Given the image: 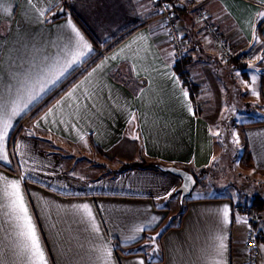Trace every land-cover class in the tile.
Instances as JSON below:
<instances>
[{"label": "crops", "instance_id": "obj_1", "mask_svg": "<svg viewBox=\"0 0 264 264\" xmlns=\"http://www.w3.org/2000/svg\"><path fill=\"white\" fill-rule=\"evenodd\" d=\"M177 1L185 3L176 24L185 36L182 56L189 59V80L197 86V108L173 67L180 57L158 16L159 0H0V115H10L16 104L23 106L28 90L49 69L64 66L78 50L85 52L11 118L3 145L7 161L0 160V177L20 181L47 264H244V240L251 219L260 215L251 217L238 207L244 200L236 190L237 202L228 195L187 198L179 221L166 226L171 209L187 195L179 197L180 179L158 164L195 174L215 160L227 163L225 147L217 151L211 145L200 120H216L223 103L220 125L226 128L229 111L250 109L252 103L242 98V80L232 78L229 87V72L233 77L236 70L244 79V62L256 53L264 55V24L259 23L264 0H198L204 19L194 1ZM206 21L227 41L231 62L221 57L205 30ZM69 22L90 51L78 48ZM128 27L119 42L103 46L124 36L120 33ZM91 56L99 59L38 114L33 116L41 105L27 115ZM233 64L245 65L233 69ZM258 96L264 113L262 75ZM231 100L237 101L235 107H229ZM240 130L239 144H246L250 166L264 170V122H243ZM86 141L109 163L107 173L84 177L71 171L72 163L66 165L63 151ZM127 163L140 166L115 174ZM4 203L0 200V264H25L18 253V229ZM84 205L91 216L82 211ZM256 223L255 230L264 229V221ZM218 238L224 244L221 255ZM113 239L138 252L115 249ZM146 247H156L158 255L149 258ZM260 250L264 264V248Z\"/></svg>", "mask_w": 264, "mask_h": 264}, {"label": "rangeland", "instance_id": "obj_2", "mask_svg": "<svg viewBox=\"0 0 264 264\" xmlns=\"http://www.w3.org/2000/svg\"><path fill=\"white\" fill-rule=\"evenodd\" d=\"M264 58L263 53H256V56L253 59L247 60V69L246 74L247 77H242L239 75V73L236 70H233L234 74L232 77L231 72H229V87H231V79L236 78V80H242L240 82V86L243 90L242 92V98L243 100L247 99L250 104V109L247 108L245 111H238L236 114L231 113L229 111V118L227 120V126H229V130L231 131V143L235 148H232L234 151V155H237L235 157V161L232 164L233 168L229 166L228 163L224 162H216V170H209L203 171L204 168H206L208 165H203L204 167L197 169L195 172L198 176V173L200 174L198 176V180L196 184L194 185L192 191L182 200H179V205L176 204L171 209L170 218L167 220L166 226L168 224H175L179 221L180 213L183 210L187 198L189 197H204V196H221V195H228L233 199L234 202H237L236 198V185L234 184V178L238 179L239 175L238 173L244 174L245 176H249L255 180H257L260 183L264 184V170L259 169L256 166H250V167H243L240 164V158L239 155L241 153V150L243 149V146L239 144V141L242 139V133L240 130V127L242 126L243 122H249L257 119L264 118V113L262 111V106H258V102L261 100L258 99V92H260V84H261V75L264 73ZM248 84V87L246 88V85ZM210 86V84H209ZM212 89V88H211ZM222 91H224L223 88H221ZM251 92H255V96L252 98L250 96ZM249 94V96H248ZM229 95H230V89H229ZM258 101V102H257ZM254 103V104H253ZM221 111L218 113L216 120H209V121H203L200 120V127L206 130L203 132L205 135L209 136L211 139V145L214 148H219L217 151H220L221 148V137H216V135L219 133V126L220 129H224V124L220 125V117L223 118L222 113L224 111V105L223 103L220 105ZM248 107V106H247ZM203 123H206L209 128H206L203 125ZM220 130V131H222ZM221 135V134H220ZM71 150L70 151H63L64 154V161L67 166L72 163L71 165V171L80 176L84 177H94L97 175H100L102 173H107V165L109 164L107 160H104L100 156H98L96 153H94L91 149L88 148L87 141L78 145H69ZM225 146V144L223 145ZM68 148V147H67ZM210 162V161H209ZM208 161L204 162L203 164H208ZM226 165L227 170L225 171L222 167ZM214 174H217V176L213 177ZM236 175V176H235ZM201 176V177H200ZM213 177V178H212ZM225 181H228V183H224ZM256 181V182H257ZM217 182L218 184H215ZM254 217V216H253ZM256 217V215H255ZM261 218V219H260ZM260 222L264 221V212L260 214V217L257 218ZM145 252L149 256V258H155L158 255V251L156 247H146Z\"/></svg>", "mask_w": 264, "mask_h": 264}, {"label": "trees", "instance_id": "obj_3", "mask_svg": "<svg viewBox=\"0 0 264 264\" xmlns=\"http://www.w3.org/2000/svg\"><path fill=\"white\" fill-rule=\"evenodd\" d=\"M166 1H169L171 6L174 7V9H175L174 21L176 23V20H177L176 17L178 14H181L182 11L184 10L185 3L182 2L184 4L183 8H177L173 5V0H166ZM158 16H159V13H158ZM160 20L162 21V24L164 25L163 20L162 19H160ZM207 22L208 21L205 22V25ZM214 28H215V31L217 32L218 36L220 38H222L227 43V41L223 38V36L220 35L217 28L215 26H214ZM130 29H131V27L124 29L120 33V34L125 33L124 36H121L118 38L119 35H117V36L107 40L106 42H104L103 46L107 47L113 41L115 43L119 42L122 38H124L126 36V34H128ZM205 30H206V28H205ZM207 32H209V31H207ZM209 33L213 36V34L211 32H209ZM183 37L185 38V36H183ZM170 43H171V41H170ZM221 57H222V55H221ZM98 59H99V56H91L88 59H86L79 68H77L73 72H71L67 77H65V79L63 81H61L47 95H45L35 106H33L31 108V110L27 113V115L30 114L31 112H33L37 107H39L41 105L39 108H37V111L33 114V116L38 114L41 110H43L46 106H48L53 100H55L62 92H64L73 82H75ZM224 60H225V62L227 60L229 62H231L232 59L230 56L229 59H224ZM188 62H189V59L186 56H180V58H177L174 61L173 67L176 70L182 85L188 91L195 108H197L196 107V98L199 97V94L196 92L197 86L193 82H191V80H189V70L187 68ZM243 65H245V64H243ZM243 65L233 64V67H231V68L243 69L244 68ZM262 77H264V73H262ZM237 93H238L237 91L234 92L233 96L235 99L238 98L236 95ZM230 102H231V104L229 103V107H231V108L235 107L237 105L234 103V102H237L235 100L234 101L231 100ZM243 106H245V104H243ZM196 114L199 115L200 112L197 110ZM258 122H264V120L263 121H250L248 123L249 124H255ZM228 130H229V126H227L226 128L224 127V129L220 133L221 134L220 137H221V141H222L221 143L223 145L225 144V146H224L225 147V153L228 156V159L226 162L229 164V166H231L233 168L232 164L234 163L235 157L237 155H234V153H233L234 151L232 150V148H235V145L233 146L232 143L230 142L232 135H231V131L230 130L228 131ZM239 158H240L241 166L246 167V168L250 167V163L252 162V159H251V154H250L249 150L247 149L246 144L244 145V148L241 150ZM216 161L217 160H215V162L209 168H204L203 171L209 172V170H211V169L216 170V166H215ZM139 166H140L139 163H127V164L123 165L122 167H120L115 174H117L118 172H120L122 170H125L128 168H135V167H139ZM199 175L200 174L198 173V176ZM237 175H239V177H238V179H236V177L234 178V184L236 185V189L238 190L240 197H242L244 200V206L240 204L238 207L241 208V206H242L244 208L243 211L245 210L246 212H248V215L249 216L251 215V217H253L252 216L253 214H255V215L262 214L264 212V184L258 182L257 180H255L249 176H245L244 174L238 173ZM194 176H195L196 180H198V176L196 173L194 174ZM215 176L216 175L214 174L213 177H215ZM251 221H252L251 225H252V229L254 230L255 239L260 244L264 243V229L255 230V228H257V223H256L257 220L251 219ZM112 242H113L115 249L121 250L125 254H132V253L138 252V250H135L133 248V245H121L117 241H115L114 239Z\"/></svg>", "mask_w": 264, "mask_h": 264}, {"label": "snow or ice", "instance_id": "obj_4", "mask_svg": "<svg viewBox=\"0 0 264 264\" xmlns=\"http://www.w3.org/2000/svg\"><path fill=\"white\" fill-rule=\"evenodd\" d=\"M29 2H31V0H29ZM0 7H3V5L0 4ZM4 10L7 11L6 8ZM259 23L264 24V14H262ZM69 27H72L73 32H75V35L78 38V48H83L90 51L89 46L83 42V38L80 36L79 32L75 30L74 26H72L70 22ZM257 42L259 41L257 40ZM83 55H85V52L78 50L73 54L71 60L68 61L64 66L49 69L48 74L43 79H37L35 84L32 85L31 89L28 90L27 100L23 106L16 104L12 108L10 115H0V160L7 161V155L3 152V145L5 138L8 135V129L11 127V118L13 116L19 115L28 104H30L46 90L49 84H55L56 81L64 75L68 68L71 67L72 64H75ZM185 96H187V93H185ZM0 181L3 182L2 185H0V200L5 202L2 207L7 209V214L14 222V226L18 229L17 236L21 241V243L18 245L19 255L23 257L25 264H47L43 248L41 247L39 235L24 200L20 181L8 180L5 177H0ZM168 195H171V193H168ZM82 211H84L88 216H91V211L87 205L83 206ZM223 215L225 222L227 223L229 215L227 208L223 210ZM143 230L144 229H138V231ZM151 239L153 242H155L156 237H152ZM218 239H220L218 255H221L222 253L220 250L224 248V244L222 238ZM260 247L264 248V245H261ZM105 255L110 256L111 253L105 250Z\"/></svg>", "mask_w": 264, "mask_h": 264}, {"label": "built area", "instance_id": "obj_5", "mask_svg": "<svg viewBox=\"0 0 264 264\" xmlns=\"http://www.w3.org/2000/svg\"><path fill=\"white\" fill-rule=\"evenodd\" d=\"M195 2L193 8L198 9V15L201 19L206 18L202 9H200V4L198 0H191ZM159 17L164 22V27L168 33V38L171 41V46L173 47L177 56L183 55L184 50V37L180 33L175 21V9L171 6L169 2L159 0ZM207 31L211 32L214 36L216 44L218 46L219 51L224 59H228L230 57L228 44L218 36L215 31L214 26L207 22L205 25ZM188 30H192L190 26L187 27ZM244 248H245V259L244 264H260L262 255L258 241L255 239L254 230L252 227H249L247 231V237L244 240Z\"/></svg>", "mask_w": 264, "mask_h": 264}, {"label": "water", "instance_id": "obj_6", "mask_svg": "<svg viewBox=\"0 0 264 264\" xmlns=\"http://www.w3.org/2000/svg\"><path fill=\"white\" fill-rule=\"evenodd\" d=\"M173 5L177 8L183 7V3L177 0H173ZM62 10L63 7L60 8L59 12H62ZM158 167L177 176L180 179V184L176 190L179 192V197L181 199L192 191L196 183V178L191 171L182 167H177L175 165L158 164Z\"/></svg>", "mask_w": 264, "mask_h": 264}]
</instances>
